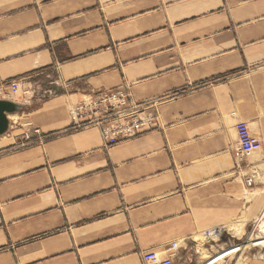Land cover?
<instances>
[{
    "label": "crops",
    "instance_id": "obj_1",
    "mask_svg": "<svg viewBox=\"0 0 264 264\" xmlns=\"http://www.w3.org/2000/svg\"><path fill=\"white\" fill-rule=\"evenodd\" d=\"M110 91L152 129L70 130ZM0 93L21 106L0 137V264H144L181 240L175 264H193L210 254L193 238L225 245L262 216L264 0H0ZM240 121L262 149L238 164Z\"/></svg>",
    "mask_w": 264,
    "mask_h": 264
},
{
    "label": "built area",
    "instance_id": "obj_2",
    "mask_svg": "<svg viewBox=\"0 0 264 264\" xmlns=\"http://www.w3.org/2000/svg\"><path fill=\"white\" fill-rule=\"evenodd\" d=\"M35 94V92H33ZM52 96V92H47ZM129 94L122 91L101 92L86 96L80 104L73 105L70 108L69 114L72 121V127L77 130L87 127H100L105 141H113L117 139L130 138L135 136L141 128L147 126L149 129L155 125L153 118L139 119L136 116V105L129 102ZM237 134V162L238 164L243 159L250 155L259 152L262 149L261 141L252 135L249 125L246 122L240 121L235 126ZM34 136L41 138L39 130L34 129L27 131L24 134V143L22 147L34 142ZM111 138H114L112 140ZM239 169V165H238ZM241 178L248 187H252L256 181L257 174L252 172L247 175L240 171ZM224 231L222 229L209 230L202 233L201 239H192L196 247L199 243L205 245L216 244L223 238ZM191 240H181L170 244L165 250L166 256L159 251L151 250L142 253L144 264H175L182 249L189 250L188 244ZM193 247V249H194ZM194 253L199 255L197 248Z\"/></svg>",
    "mask_w": 264,
    "mask_h": 264
},
{
    "label": "rangeland",
    "instance_id": "obj_3",
    "mask_svg": "<svg viewBox=\"0 0 264 264\" xmlns=\"http://www.w3.org/2000/svg\"><path fill=\"white\" fill-rule=\"evenodd\" d=\"M52 80V76L48 79H41L40 82L37 83V86L34 88H31V91L27 96H33V100H35L34 96H36L38 99L42 95H44L43 90L46 88V85L50 83ZM33 91L36 92V94H33ZM0 99H8L7 94L0 93ZM238 227V226H237ZM233 230L240 231V227L235 229L233 227ZM264 211L262 213V216L255 222V224L249 226L247 228L246 235L243 236L240 239L232 238L227 236L226 243L223 245L224 241H219L217 244H213L215 246V250L212 249L213 246L205 245L208 249H210V254L204 251V254L202 256L195 255L193 256V264H203L206 261H208L210 258L216 257L218 254L232 249L233 247H240L242 248L240 252L237 254H233L228 256L225 260L222 262H219L217 264H264V244L261 246L254 247L253 244L258 240L264 241ZM219 245L220 247L216 246ZM244 247V248H243ZM201 257V258H200ZM203 262V263H201Z\"/></svg>",
    "mask_w": 264,
    "mask_h": 264
},
{
    "label": "water",
    "instance_id": "obj_4",
    "mask_svg": "<svg viewBox=\"0 0 264 264\" xmlns=\"http://www.w3.org/2000/svg\"><path fill=\"white\" fill-rule=\"evenodd\" d=\"M21 106L9 100L0 99V137L6 135L11 126L10 116L18 114Z\"/></svg>",
    "mask_w": 264,
    "mask_h": 264
},
{
    "label": "bare ground",
    "instance_id": "obj_5",
    "mask_svg": "<svg viewBox=\"0 0 264 264\" xmlns=\"http://www.w3.org/2000/svg\"><path fill=\"white\" fill-rule=\"evenodd\" d=\"M264 229V228H263ZM234 234L237 236H240L241 233H238L236 230H233ZM264 244L263 240H258L256 241L253 246L257 247V246H261ZM244 248V247H243ZM242 248L240 247H233L232 249L226 250L220 254H218L216 257L210 258L208 261H206L204 264H217L219 262H222L223 260H225L228 256L233 255V254H237L238 252L241 251Z\"/></svg>",
    "mask_w": 264,
    "mask_h": 264
},
{
    "label": "trees",
    "instance_id": "obj_6",
    "mask_svg": "<svg viewBox=\"0 0 264 264\" xmlns=\"http://www.w3.org/2000/svg\"><path fill=\"white\" fill-rule=\"evenodd\" d=\"M223 78H225V77H222V78H220V79H223ZM217 80H219V79H217ZM70 130H75V129L72 127Z\"/></svg>",
    "mask_w": 264,
    "mask_h": 264
}]
</instances>
